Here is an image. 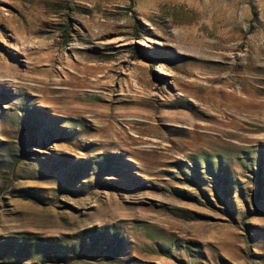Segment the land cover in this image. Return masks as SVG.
Masks as SVG:
<instances>
[{"label": "rangeland", "instance_id": "obj_1", "mask_svg": "<svg viewBox=\"0 0 264 264\" xmlns=\"http://www.w3.org/2000/svg\"><path fill=\"white\" fill-rule=\"evenodd\" d=\"M0 264H264V0H0Z\"/></svg>", "mask_w": 264, "mask_h": 264}, {"label": "bare ground", "instance_id": "obj_2", "mask_svg": "<svg viewBox=\"0 0 264 264\" xmlns=\"http://www.w3.org/2000/svg\"><path fill=\"white\" fill-rule=\"evenodd\" d=\"M0 61H2V59H0Z\"/></svg>", "mask_w": 264, "mask_h": 264}]
</instances>
